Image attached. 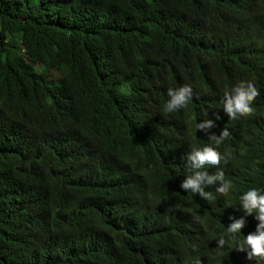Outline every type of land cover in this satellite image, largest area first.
<instances>
[{
	"label": "trees",
	"instance_id": "trees-1",
	"mask_svg": "<svg viewBox=\"0 0 264 264\" xmlns=\"http://www.w3.org/2000/svg\"><path fill=\"white\" fill-rule=\"evenodd\" d=\"M241 81L259 91L254 112L229 119L223 94ZM183 85L192 100L165 113L167 89ZM204 146L224 157L203 170L223 173L227 197L180 188ZM253 187L264 0H0V264H252L216 239ZM156 231L157 247L141 248Z\"/></svg>",
	"mask_w": 264,
	"mask_h": 264
},
{
	"label": "clouds",
	"instance_id": "clouds-1",
	"mask_svg": "<svg viewBox=\"0 0 264 264\" xmlns=\"http://www.w3.org/2000/svg\"><path fill=\"white\" fill-rule=\"evenodd\" d=\"M168 99L163 107L165 113H173L183 109L193 98L192 89L188 85L176 88H168L166 93ZM259 95L256 86L251 82H238L230 91H226L222 98V108L229 119H239L253 114V102ZM212 121L204 120L196 123L195 130L208 129L212 127ZM225 129L219 137L209 136L211 144L219 145L227 136ZM190 162L187 166L191 172L185 176L180 188L185 192L199 194L205 199H211L210 194L206 195L202 186L219 185L216 188L218 195L227 197L233 191V185L225 178L222 172L209 175L203 169L218 168L224 157L213 146H204L193 149L187 157ZM238 210L242 211L243 217L251 216L256 222L253 232L246 234L243 230L244 218L231 223L225 232L216 239V247L222 249L226 243L225 237L234 241V250L243 255L247 262L252 264H264V189L249 188L239 196ZM164 236L163 231L144 233L140 236L138 244L141 248L157 247L156 242ZM140 257H145L143 251ZM194 264H199L196 260Z\"/></svg>",
	"mask_w": 264,
	"mask_h": 264
},
{
	"label": "rangeland",
	"instance_id": "rangeland-1",
	"mask_svg": "<svg viewBox=\"0 0 264 264\" xmlns=\"http://www.w3.org/2000/svg\"><path fill=\"white\" fill-rule=\"evenodd\" d=\"M49 81V80H48ZM55 81V80H54ZM50 82V81H49ZM52 84V83H51Z\"/></svg>",
	"mask_w": 264,
	"mask_h": 264
}]
</instances>
